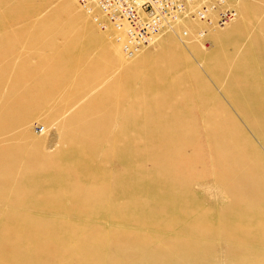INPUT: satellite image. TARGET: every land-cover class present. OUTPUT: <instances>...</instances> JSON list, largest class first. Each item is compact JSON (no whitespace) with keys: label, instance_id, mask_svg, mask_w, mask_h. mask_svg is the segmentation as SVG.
Wrapping results in <instances>:
<instances>
[{"label":"bare ground","instance_id":"1","mask_svg":"<svg viewBox=\"0 0 264 264\" xmlns=\"http://www.w3.org/2000/svg\"><path fill=\"white\" fill-rule=\"evenodd\" d=\"M89 1L92 3L93 11L104 20L103 14L98 11L95 5L96 0ZM43 2L45 4V0ZM41 3L34 5L29 10H20L22 12L18 9L15 11H19L17 13H10L11 11L9 12L8 10L9 13L2 14L0 12V29H4L9 22L17 23L24 18H31V15L39 11L41 5L43 6ZM31 4L33 3H30L29 7ZM249 4L243 10V21H252L253 24H256L255 28L253 25V29L246 28L245 35H250L249 43L242 49L226 50L227 48H224L226 47L225 43L231 38L245 36L242 30H240L241 34L236 27L231 30L228 29V31L217 35V39L221 44L218 50L213 52L214 54L206 55L205 60L211 73L217 79L224 80L223 87L225 91L237 102L240 111L264 140V16H260L262 15L260 14L262 10L260 6L258 8L255 4V6ZM24 5L21 4L17 8L20 9ZM57 5L54 9L52 8L53 10L51 9L52 11L47 17L44 16L45 18L43 17L42 19H47L54 23V20L56 21L55 15L58 16L61 10H65V12L69 11L70 7L74 10L73 16H75L71 19L72 23L73 19H81L82 12L76 7L74 8L73 1L68 0L64 4L62 3V5ZM14 8L16 9V7ZM65 12L63 13L65 14ZM87 13L89 12L87 11ZM184 19L191 22V25L197 20L190 17H184ZM47 22H42V24H47ZM29 23H31V20L27 24ZM35 23L38 24L37 22ZM52 25L50 29L53 27ZM55 25L58 24L55 23ZM69 25L71 26L72 24L70 23ZM42 27H35L37 34L38 31H42ZM56 27L58 26L54 28ZM67 27L62 28V32L65 31L63 29H68ZM174 27L175 25L166 26L160 32L174 31ZM29 28H18L19 31L17 29L9 37L4 36V40L0 39V57L2 54L3 56L7 55L4 53L10 55V49L13 48L14 44L19 43L23 32ZM31 30L29 29L28 31ZM46 30L47 34L51 32L49 28L48 31ZM87 33L89 34L90 32L88 31ZM35 34L33 36L30 35L28 38L29 44H35L37 37ZM78 35L76 37H79ZM85 35L83 34L82 36ZM82 36L80 38H83ZM5 37L7 38L5 39ZM91 37H93V34ZM76 39L77 43L83 41H80L79 38ZM95 41H97L95 38H91L89 44H85L89 46L94 44ZM104 43L102 54L108 57V61L115 64V61L121 55L120 43ZM71 44L69 42L70 46H72ZM54 45L59 46L53 44V47ZM80 45L84 47L82 43ZM73 48L70 47V51ZM78 48L81 47L78 46ZM28 49V52H30V48ZM168 49L171 50L172 48L168 47ZM83 51L84 53L88 52L86 48ZM140 51L134 55V58ZM69 55L71 56V54ZM64 56H67L65 57L66 60L63 58ZM63 57V59L57 60V63L61 67L56 64L55 66L52 65L59 67L56 70L57 73L54 69L56 74H50L53 70L52 66L48 70L51 72L46 71L47 76L48 73L51 75L50 77H44V80L48 78V81L45 80L46 82H44V80L36 78L38 81L35 80L37 82H34L35 85L33 84L34 87H32L36 93L40 92L41 94V91H46L44 88L46 84L52 92L62 81L67 80L65 79L67 75L69 77L72 74L69 75L67 72L73 60H68V53L67 55L64 54ZM159 58L160 60L154 67L150 66L152 68H149L148 76L158 78L161 83L153 89V95L149 99V102L147 101L148 103L145 107L142 106L140 101V103L137 102L139 99H136L140 95L141 90L133 87L136 69L125 68L119 76L117 75L118 77H115L109 84L107 83L108 85H106L107 87L104 90L99 94L97 93V95H93L94 97L90 98L91 100L88 99V102H85L86 104L84 103L81 109L75 112L72 120L75 119L74 121H76V119H79L78 122L80 123L75 127L77 124L74 126L71 123L74 121H71L68 125L73 124L75 128L69 129L70 127L67 125L69 128L67 130L64 129L66 132L63 131V134L67 138L65 139L67 140L65 144H68L65 149L55 151V153H46L43 149L39 150L36 148L28 153L26 159L23 160L21 170L16 175L13 172L14 167L11 165L6 166L1 160L2 156L10 148L8 150H0V166L4 167L0 168V199L5 198L1 194L7 189L5 187L6 180L11 178L17 185V194L7 198L10 203L25 207L28 210L29 208L37 210L49 206L58 209L65 203L67 205L68 202L78 201L82 204L81 210L76 213L74 211V213L75 215L79 214L83 219L80 220L82 221V226L75 234L73 245L65 247V237L67 236H60L56 239L54 238L56 234L54 233L55 236L52 234L53 227L58 224L54 219L37 218L33 216L32 212V215L30 212L19 211L1 214L0 264H69V259L72 256L73 258L74 256L76 257V264H93L94 253L92 249L99 247L100 240L98 238L95 239L98 242L96 246L95 242L83 243L82 237L89 229L98 226L96 222L100 220H96L99 217L101 218L112 212L118 213L122 220L134 221L135 215L138 214L135 212L142 211L145 212L144 214L149 219L154 216L160 217L159 220L157 218L154 221L152 219L149 220L152 225L176 233L177 241L171 242L170 246L164 250L155 248V250L151 251L144 247V245L132 244L130 248L136 250L137 264H181L187 259L194 260L198 257L196 254L199 253L202 247L197 239L213 234L219 235L224 240L230 242L233 245L232 247L240 253L241 251L247 252L249 250H258L264 253V158L251 140L247 137L246 139L240 138L239 135L244 133L242 128L233 115L228 113V109H226L224 103L205 84L201 89H197L194 95L204 103L203 106H209L207 105L208 99L211 100L210 103L212 102L207 110L205 121L212 141L215 163L217 166H221V172L217 176L222 180L227 189V201L214 218L208 217L207 211L195 212L190 210L184 212L181 210L183 208L181 205L183 206L184 196L182 193L176 194V189L178 185H186V178L189 177V173L187 172L190 170L191 164L189 158L187 157V160L184 153L183 146L186 142V135L182 131L186 126V120L191 116L190 110L193 94L189 92L190 87L185 76L183 77L182 74L180 76L174 75L179 65L178 58L174 56L162 58V55ZM120 62L123 63V60ZM44 64L46 66V63ZM44 66L42 68H46ZM17 67L19 70L20 67ZM27 67L24 64V68H20L21 70L15 72V77L26 80L28 75L31 76L29 74L31 71L29 70L34 69V66L32 68L29 66V69ZM40 69L41 67L37 68V72ZM45 70H42L43 74ZM98 70L100 69L98 68ZM191 72L192 77L195 79L199 78L200 75L196 69L192 67ZM2 74L3 72L0 73V80L4 76ZM43 76L39 77L42 78ZM189 76L191 77V75ZM88 77L87 79H92V75ZM19 78L18 80L22 81ZM78 79H80L79 76ZM95 79L93 82L96 81ZM81 80L79 82L80 87L82 85ZM87 86L89 85L85 87ZM80 87L76 88L80 89ZM72 88L71 85L70 89L73 90L74 88ZM247 89L251 90L249 94L253 95L252 99L243 100ZM71 90L67 94H72ZM81 91H84L83 87ZM74 92L75 97L77 96L76 92L78 93L77 89ZM47 96L49 95L47 94ZM67 97L69 98V96ZM114 99L116 101H113ZM183 99L187 100L186 103L182 102ZM112 102H114L113 104L116 102V104L113 105L111 104ZM94 112L99 113V117L94 116L96 117L94 118L90 116ZM219 112L220 114H218ZM88 113H90L89 117H93V119L86 115ZM116 114L118 127L114 131V134H112L111 126ZM84 118H89L90 120L85 121ZM107 135L109 136L110 145L105 149L103 143ZM115 158L122 168L121 172L111 175L108 170V164H111ZM241 161L244 162V166L242 168V176L238 179L237 176L232 174V171L236 163ZM147 162H151L152 166L146 167ZM183 166L186 172L181 173L180 170ZM168 168L171 170L168 171ZM47 184H54L58 189L53 191L47 190L44 188ZM69 206L71 205L69 204ZM62 211L67 216L74 215L73 211L67 208ZM139 222L143 227L148 225V222L144 218L140 219ZM201 231H203V234H199ZM103 238L110 242L114 240L113 245H116L115 253L118 254L121 264L130 263L128 259L123 257L125 252L120 246V238L118 236L114 237V234L109 232L104 233ZM235 244H237L236 247L234 246ZM80 251L82 252L81 256L79 255ZM157 255H161L162 262L158 261ZM241 262L249 264L248 261L241 260ZM262 262L264 264V260ZM250 264L260 263L250 261Z\"/></svg>","mask_w":264,"mask_h":264},{"label":"rangeland","instance_id":"2","mask_svg":"<svg viewBox=\"0 0 264 264\" xmlns=\"http://www.w3.org/2000/svg\"><path fill=\"white\" fill-rule=\"evenodd\" d=\"M43 1L42 0H34V1L33 0L30 1L0 0V6H1L0 12L3 14L8 11L9 12L11 11L10 13H17L20 10L22 11L29 10L31 7L37 5L40 2H42L41 4H43L44 3ZM67 1L68 0L66 1L45 0V4H43V6L41 5L40 6L41 8L39 7V11H36V13L34 12V14L31 15L32 17L30 16L31 18L29 17L24 18L18 21L17 23L9 22L8 25L4 27L5 30L3 28L0 29V36H2L0 37V39L4 40V36L9 37V35L13 33V31L16 32L18 28L30 27L29 29L31 30L33 26V29L31 31H28L29 29H26L23 32L24 39L23 36H21L22 40L20 39L19 43L17 42L16 44H14L13 48L10 49L9 51L11 52L10 55L8 53H4L7 55L3 56L2 54L0 57V73L3 72L4 74V76L2 74L3 77L0 80V150H4V149L8 150L9 148L12 149V150L9 149L8 152L5 153L4 156H2L1 158L2 162L5 163L6 166L11 165L12 167H14L13 172L16 175L21 170L23 160L26 159L28 153L32 152L36 148L39 150L43 149V151L46 153H55V151L57 152L65 149L68 146V144L67 143L65 144V141L67 142V140L65 139L67 138L66 136L64 137L63 133L66 132L64 131V129L67 130L69 127H70L69 129H72L75 126V124H77L75 126L77 127L78 123H80L78 122L79 119H76V121H74L75 119L72 120V117L75 115V112H78L77 110L78 109L80 110L81 107L84 105V103L88 102V99L90 98L92 99V97H94L93 95H97V93L99 94L102 90H104L105 87H107L106 85H108L112 80H114L115 77H118L125 68L136 69V77L133 82V87L135 89L141 90L139 95L140 98L138 96L136 99H139L137 100V102L140 101L142 106L145 107L149 102V99L153 95L154 92L153 89H155V87L161 83V81L158 78L148 76L149 68L154 67L156 63H158V61L160 60L159 58L160 55H162V58L163 57L170 58L174 56L177 57L179 60V65L177 71L174 72V75L180 76L182 74L183 77L185 76V78L189 83V87H190L189 92L193 94L191 110H190L191 116L189 117L188 120H186V126L182 131L183 134L186 135V142L184 143L183 146L184 153L186 155V158L187 157L189 158L191 164L190 170L187 172L189 173V177L186 178V183L188 185L187 184L178 185V188L176 189V194L182 193L184 196L185 206L184 203L183 206L181 205V207L184 208L181 209L182 211L184 212L190 210H193L195 212L207 211L208 217L214 218L217 215V212L220 211L226 204L227 189L224 186L222 180L217 176V174L221 172V166H217L215 163V154L212 147V141L207 131V126L205 121L207 110L209 109L210 104H212V102L210 103L211 100L208 99L207 105L209 106L208 107L203 106L204 103L201 100H199L197 96L194 95V93L197 89H201L204 86V84L209 88H211V91H213V93H215V95L219 98V100H221L224 103L226 109H228V113L233 115L239 126L242 128L244 133H241L239 135L240 138L246 139L247 137L249 140H251L252 143L259 149V151L261 152L264 158V140L258 135L253 125L240 111L237 102H235L231 98V96L225 91L223 87L224 80L217 79L211 73V71L209 70V66L205 60L206 55L214 54L213 52L218 50L221 44L217 39V35L219 33L226 32L228 31V29L231 30L236 27L238 28V31L242 30V33H244L245 35L246 28L253 29L252 28L253 25L254 28L256 27V24H253L252 21L250 22L243 21L244 19L243 10L247 4L249 3L252 5L255 4L256 7L259 8L260 6V8H262L260 12V14L262 15L260 16H264V0H226L224 5L226 7L234 9V13H236V15H234L223 25H219L216 23L209 24L207 21H202L199 19H197L196 22L192 23L193 25H191L190 24L191 22L182 19L180 20L181 22L178 21L177 24H173V26L175 25L174 31L168 30V31H163L162 33L160 32V34H157L151 43L143 46L140 49L141 50L140 53L135 58L134 56L126 58V56H124L122 50L120 49L121 55L118 58V60L120 58L121 60L119 61L116 60L118 62L115 61V64L108 61V57L102 54L103 53L102 47L105 44L104 42H106V44H109L110 42H114L115 44H117L118 41L116 40L115 30L112 28L111 25L109 26V24H107L105 29L100 25H98L97 22L93 19L94 13L93 14L87 13L83 5V2L81 0H71V1H73L74 8L76 7L79 11L82 12V17H81L82 20L73 19V23H72L71 19L74 18L75 16H73L74 10L71 7L69 11L67 10L65 12V10H61L60 13L58 12L59 13V15L57 14L58 16L55 15V19L57 22L54 19H53L54 23L53 21L51 22L50 20L42 19L44 16L47 17L48 14L55 7L58 6L57 4L62 5V3L64 4ZM30 3L33 4H31L29 7ZM87 3L92 7V3L89 0H87ZM21 4L23 5L25 4V5L22 6V8L20 7V9L17 8ZM26 6H28L29 8ZM14 7H16V9ZM17 9L19 11L15 12ZM63 12H65V14ZM66 19L69 20L66 21ZM30 20L31 23H29L30 24L29 25L27 23L28 21L30 22ZM35 22H37L38 24H36ZM42 22L45 23L47 22V24L44 23L45 24L44 25L42 24ZM55 23L58 25H55ZM70 23L72 24L71 26L69 25ZM51 25L53 26L52 27L53 29L51 28L52 30L50 29ZM68 25L69 27H67ZM7 26L9 27L6 28ZM55 26L58 27L54 28ZM35 27L36 28L42 27L41 28L42 31H38L37 34ZM64 27H67L68 29L65 28L63 29L65 31L62 32L61 29ZM48 28L49 30H51L49 34L45 32V30L48 31ZM184 28L187 30V34H183L182 30ZM82 30H84L83 32L85 31L86 32L85 33L80 32ZM34 31L36 32V34ZM88 31L92 33L88 34L87 33ZM29 32L31 33L28 34ZM43 32H45L46 34ZM200 33H202V35H200ZM239 33H241V31ZM34 34L38 37V38L36 37L35 39L36 42L34 41L35 44L34 43L29 44L30 41L28 38L30 37V35L33 36ZM83 34L86 35L82 36ZM92 34L93 37H91ZM77 35L79 37H76ZM80 35L83 38H80L81 37ZM74 36L76 38H79L80 41L83 40L79 42L80 44L82 43V45H84L85 43L89 44L91 38H95L97 41H95L96 44L95 43L91 44L93 46L91 45L88 46L85 44L84 47H82L79 43H77V41H75L77 39ZM7 37H5V39ZM72 38L73 40H71ZM249 41H250V35L248 36L245 35L244 37L242 35V37L240 36L239 38H231L228 42L225 43L226 47L224 48L225 49L227 48L226 50L229 51H233L235 48L242 49L246 46L247 43H249ZM69 42L72 43L71 44L72 46L69 45ZM172 43L173 45H171ZM53 44L59 46L57 47L54 45L53 47ZM34 46L35 48H33ZM66 46L69 48L70 47L72 48L76 47V48H73L74 49L73 52V49L70 51V49L67 48ZM78 46H80L81 48H78ZM62 47L65 49H63ZM168 47H171L172 49L169 50ZM28 48H30L31 50L30 52H28L29 51ZM85 48L87 49L88 52L84 53L83 50ZM68 51H70L71 53ZM62 53L63 55L64 54L67 55L68 53V60L69 59H71L70 61L73 60L70 65L71 67L69 66L70 69L67 72V74L69 75L71 73L72 74L69 77L67 75V78L65 77V79L67 80L62 81V83H60L52 92L47 87L46 84L44 87L46 91L44 90L41 91L42 95L40 94V92L36 93V91H34V88H32L34 87L33 84L35 85L34 82H37L38 81L37 79L44 80V77L47 76L46 71L50 70V67L52 65L55 66L56 64L57 66L61 67V65L57 63V60L67 57V56L63 57ZM69 54H71V56ZM122 60L123 63L120 62ZM23 62H26L24 64L26 67L28 66L27 67L28 69L30 67L32 68V66H34V69L29 70L31 71L29 72L31 76L28 75L27 76L28 78L26 80L24 78L22 79L18 77L19 79L22 80L19 81L18 78L15 77L16 76L15 72L16 71L18 72L19 70L24 68ZM42 62L46 63V66H44L45 64ZM95 62L97 63V65ZM109 63H111L114 66L112 67V65L111 64L109 65ZM17 66H19L21 69L19 68L18 70ZM42 66L46 68H42ZM54 66H52L53 70L51 69L53 73L51 71H48L51 72L50 74H54L55 72L57 73L56 70L59 67L57 66L54 67ZM39 67H41V69L38 70L37 72V68L39 69ZM192 67L199 72L200 75L199 78L195 79L194 77H192L191 74ZM98 68L100 70L101 69L103 70L100 71L98 70ZM43 69L44 70L46 69L44 74L42 73ZM32 70H34L35 72ZM86 70L88 71L87 73ZM84 73H86L85 74L86 76L84 75ZM88 74L90 76L92 75L91 77L92 79L95 77L96 79L95 78L94 79L96 81L93 82L94 79L93 80L91 79L92 80L91 82V80L87 79V77L89 76ZM189 75H191V77ZM39 76H43V77L41 78ZM48 76L50 77L51 75H49L48 73ZM78 76L80 79H78ZM82 76L83 77L85 76L84 77L85 81ZM47 79L45 78L46 81H48ZM45 80L44 82H46ZM80 80L82 81L81 84L83 85V86L81 85V87L79 84ZM76 82H78L77 83L78 85L76 84ZM85 83L86 85L89 86L85 87L86 86V85L84 86ZM71 85L74 89L76 87L78 88L80 87V89L76 88L78 93L76 92L77 96L75 97H74L75 94L74 91H76V89L74 90L72 88L74 91L71 90L70 89ZM82 87L84 91H81ZM69 89L72 92V94L70 95L67 94V92L68 93L70 92ZM249 92H251L250 89H247L245 91L246 95L243 96L244 97L243 100L252 99L253 95L249 94ZM47 94L49 96H47ZM67 96H69V98ZM116 99H114L113 101H116ZM184 100L185 99H183L182 102L186 103L187 100L185 101ZM113 103L114 102H112L111 104ZM183 103L181 104L184 105ZM176 104L178 105V103ZM89 114L90 113L86 115H88L89 117ZM218 114H220V112ZM90 116L99 117V113L94 112V114L91 113ZM93 117L92 118L89 117V118L93 119ZM89 118L88 119L84 118V119L85 121H87L90 120ZM70 122L73 123L74 126L73 124L68 125L70 124ZM117 127H118V118L116 114L112 121V126H111L112 134H114V131L117 130ZM103 144L105 146V149L109 147L110 144H109L108 135L106 136L105 142ZM151 166H152L151 162L146 163V167H151ZM243 166H244V162L242 161L237 162L235 168L232 171V174L234 176H237L238 179H240L242 176ZM0 168H4V167L0 166ZM121 168L122 167L116 158L111 162V164L110 163L108 164V170L111 173V175L113 173L121 172ZM167 170L170 171L171 169L168 168ZM180 171L181 173L186 172L185 167L183 166V168ZM5 187H7L6 191L1 194L2 197L5 198L0 199V215L5 213H10L12 211H16V212L19 211V212H30L31 215L33 213V216L37 218H45V219L52 218L58 222V224L55 225L52 229L53 231L52 234L54 236L56 234L54 238L58 239L57 237L66 235L67 236L65 237L66 242L64 243L65 247L69 245H73V242L75 241V234L77 233V230L79 231V228L82 226V221L80 220H83L81 216H79V214L75 215L77 211L81 210L82 204L80 202L78 201H73L70 203L68 202L67 205L65 203L62 205V207L58 209L49 206L47 208H40L37 210H34V208H29L28 210L25 207H20L18 205L10 203L7 199L17 194V185L15 184L14 180L11 178L9 180L7 179L5 183ZM44 188L52 191L58 189V187L54 184H47L44 186ZM69 204L71 206H69ZM66 208L72 210L74 215L67 216V214L62 211L65 210ZM135 213L138 214L135 215V220L133 219L134 221L122 220V218H120L118 213L116 212L108 213V215H104L101 218L99 217L100 219L98 218L96 220V221L100 220L99 222H96V224L98 225L97 227L89 229V231H87L83 235L82 237L83 243L95 242L96 245L98 242L95 241V239L98 238L100 240L99 247L92 249L94 253L93 261H92L93 264H121V262L118 259V254L115 253L116 245H113L114 240L113 241L111 240L110 242L109 240L104 239L103 238L104 233L110 232L114 234V237L118 236L120 238V242H119L120 246L122 247V249H124L125 252L123 257L130 261L129 264H137L136 250L130 248L132 244L144 245V247L148 248V250L153 251L155 250V248L156 249L160 248L162 250L167 249L170 246L171 242L177 241V236L175 232H172L170 230L168 231L165 229H160L159 226L152 225L151 222H149V220L151 219L152 221H154L155 218L159 220L160 217L154 216L153 218L149 219L147 215L144 214L145 212L139 211ZM142 218L146 219V221L148 222V225H146L145 227L140 225L141 223L139 221ZM199 234H203V231H201ZM197 240L199 241V244L202 245L199 253L196 254L198 257L194 260L187 259L183 261L181 264H247V263H242L241 260L248 261L249 264L250 261L263 264L262 261L264 260V253L262 251L249 250L247 252L241 251L240 253L239 251H237V249L232 247L233 245L230 242L224 240L219 235L213 234V235L202 236L200 237V239L198 238ZM236 245L237 244H235L234 246L236 247ZM79 255L80 256L82 255L81 251L79 252ZM75 258H76L75 256L74 258L73 256L70 257L69 264H76ZM156 258L158 259L159 262L160 261L162 262L161 255H157ZM101 259H103V261H101Z\"/></svg>","mask_w":264,"mask_h":264},{"label":"built area","instance_id":"3","mask_svg":"<svg viewBox=\"0 0 264 264\" xmlns=\"http://www.w3.org/2000/svg\"><path fill=\"white\" fill-rule=\"evenodd\" d=\"M81 1L89 13H94L93 19L98 25L112 26L126 57H133L162 29L184 17L223 25L234 16V9L224 5L226 0H96L103 20L87 0ZM182 32L187 34L185 28Z\"/></svg>","mask_w":264,"mask_h":264}]
</instances>
